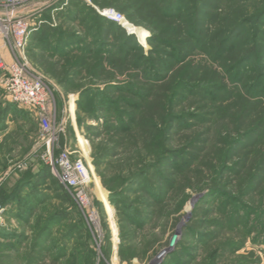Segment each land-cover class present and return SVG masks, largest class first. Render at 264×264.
I'll return each mask as SVG.
<instances>
[{
	"label": "rangeland",
	"instance_id": "rangeland-1",
	"mask_svg": "<svg viewBox=\"0 0 264 264\" xmlns=\"http://www.w3.org/2000/svg\"><path fill=\"white\" fill-rule=\"evenodd\" d=\"M75 1L42 0L25 55L92 206L0 70V264H264V0Z\"/></svg>",
	"mask_w": 264,
	"mask_h": 264
},
{
	"label": "built area",
	"instance_id": "built-area-1",
	"mask_svg": "<svg viewBox=\"0 0 264 264\" xmlns=\"http://www.w3.org/2000/svg\"><path fill=\"white\" fill-rule=\"evenodd\" d=\"M41 5L42 0H0V37L11 55L9 60L0 46V70L5 73L3 82L8 98L15 104L40 111L41 159L85 211L92 206L89 187L93 176L85 146L80 143L60 148L49 108L52 90L48 79L34 69L25 55L31 33L43 23L40 20L37 24L32 18L34 9ZM110 12L112 16H109L119 19V13L112 9ZM90 216L95 219V212Z\"/></svg>",
	"mask_w": 264,
	"mask_h": 264
},
{
	"label": "trees",
	"instance_id": "trees-1",
	"mask_svg": "<svg viewBox=\"0 0 264 264\" xmlns=\"http://www.w3.org/2000/svg\"><path fill=\"white\" fill-rule=\"evenodd\" d=\"M70 2L71 3H75L76 1L75 0H70ZM65 8V7H64ZM63 8V9H64ZM71 8H69V10H70ZM63 11V10H62ZM61 11V12H62ZM57 14L58 15H60V11H58L57 12ZM126 27L128 28V31L129 32H135L138 36H139V38H141L142 39V42L141 43H146L145 41H144V33H143V31L141 30V29H139L138 27H136L135 25H133V24H130V23H126ZM46 28H49L50 30H54L55 28L52 26V25H47L46 23H44V24H42L40 27H39V29H37V30H35V31H33L32 33H31V36H30V39L32 40V39H38L39 37H41V33L43 32V31H45L46 30ZM48 169L49 168H46V172H49L48 171ZM68 192V191H67ZM68 194H70L69 192H68Z\"/></svg>",
	"mask_w": 264,
	"mask_h": 264
},
{
	"label": "bare ground",
	"instance_id": "bare-ground-1",
	"mask_svg": "<svg viewBox=\"0 0 264 264\" xmlns=\"http://www.w3.org/2000/svg\"><path fill=\"white\" fill-rule=\"evenodd\" d=\"M111 16H112V15H111ZM112 19H115V20H116L117 18H115V17H112Z\"/></svg>",
	"mask_w": 264,
	"mask_h": 264
}]
</instances>
